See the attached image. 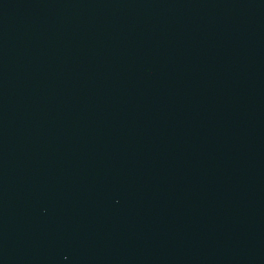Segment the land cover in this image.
Here are the masks:
<instances>
[{"label":"water","instance_id":"95a60500","mask_svg":"<svg viewBox=\"0 0 264 264\" xmlns=\"http://www.w3.org/2000/svg\"><path fill=\"white\" fill-rule=\"evenodd\" d=\"M0 264H264V0H0Z\"/></svg>","mask_w":264,"mask_h":264}]
</instances>
